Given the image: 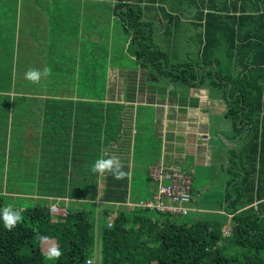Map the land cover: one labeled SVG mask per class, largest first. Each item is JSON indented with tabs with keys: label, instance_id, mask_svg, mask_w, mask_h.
<instances>
[{
	"label": "trees",
	"instance_id": "1",
	"mask_svg": "<svg viewBox=\"0 0 264 264\" xmlns=\"http://www.w3.org/2000/svg\"><path fill=\"white\" fill-rule=\"evenodd\" d=\"M167 1L0 0V92L8 90L0 94V102L9 98L14 104L18 100L26 104L25 121L33 116L27 111L36 112L38 183L44 186L39 196L48 201V205L38 203L20 210L21 204L11 199L19 193L7 190L0 195V209L15 204L17 207L10 209L20 211L23 217L12 231L0 220V264H85L94 258L97 244L101 251L97 264H264V0L177 2L175 7L192 14L190 23L182 16L166 14L162 8ZM102 13L105 17L100 20ZM160 15L175 27L188 23L190 33L194 24L205 27V35L199 38V60L193 65L173 64L154 39L155 27L162 25ZM113 28L121 39L115 50L109 45ZM222 39L228 54L216 51ZM112 54L117 61L127 56L132 64L136 60L141 70L125 74L117 68L122 71L121 90L116 95L108 87L109 107L127 103L126 92L131 90L128 93L134 96V87L143 84L140 78L153 81L155 87H202L204 76L226 85L229 102L234 103L227 114L235 129L233 139L242 138L246 130L248 141L238 152L234 150L232 166L224 167L222 211L232 215L226 218L231 220V229L225 227L227 221L199 219L194 224H178L171 214L115 205L129 198V175L116 180L105 173L92 179L87 172L82 178L80 168L75 167L78 159L72 158L75 144H81L82 128L91 129L89 143L81 146L92 154L102 141L111 148L117 146L113 124L118 130L129 116L128 105L122 117L105 114L106 102L89 98L105 87L80 81V75L92 67L107 71ZM117 65L127 67L123 62ZM20 68L41 72L49 68L51 75L32 83L25 79V71L12 88V76H17ZM11 91L21 95L10 98L7 92ZM103 93L105 96L106 90ZM73 129L78 133L76 139ZM76 154L85 153L76 149ZM124 170L127 172L126 166ZM100 178L105 179L102 184ZM92 181L96 186L86 190L84 184ZM70 198L83 203L71 202L79 207L72 211L67 206ZM55 205L65 210V216L52 213ZM156 214L159 219L151 216ZM41 235L59 246L63 255L58 260L48 261Z\"/></svg>",
	"mask_w": 264,
	"mask_h": 264
},
{
	"label": "rangeland",
	"instance_id": "2",
	"mask_svg": "<svg viewBox=\"0 0 264 264\" xmlns=\"http://www.w3.org/2000/svg\"><path fill=\"white\" fill-rule=\"evenodd\" d=\"M179 1L185 2V0H168L162 10H164L166 14L182 16V19L187 18L186 20L188 21V23H190V21L192 22V14H189L188 9L175 7L177 2ZM81 5L83 6V4ZM95 15L96 13L94 14V16ZM104 17L105 15L102 13L99 19L103 20ZM159 19V23L161 22L162 25L160 27H155L153 37L156 42L160 45V47L165 51L167 58L169 57V61L173 64L192 63L191 65H193L196 60H199V57H197V50H199V48L201 47L199 38L201 34L205 35V27L203 26V28L200 29L198 25L194 24L193 27L191 26L193 28V33H190L189 27L187 25L188 23L184 21V23L176 25L175 27L169 25V23L165 21L163 15H160ZM105 29L107 30V26ZM112 34L113 35L111 37L109 45L111 49L113 45L115 50L119 46V42L121 41V39L117 35L118 33L114 28ZM100 47L102 48L103 44H100ZM215 48L216 47H212L213 50ZM216 49V51L219 52H227V54L229 53L228 47L226 45V40L224 39H222V45L218 46V48ZM107 50L109 51V49ZM112 56L113 60L111 62L109 59L107 60V71H105V68L100 66L97 68L92 67L91 71L80 75V81L85 84L95 82V88L97 86L105 87V96L103 93V91L105 92V90H101L98 94L89 97L91 101H95L97 103L106 102L104 104L106 106L104 110L105 114L113 113L115 115V118H119V115L120 117H122L123 111H125V105H128L127 109H130V116H128V118L125 120L126 125L119 124V129L116 134V136L118 137L117 146L111 148L108 143H105L103 141L98 144L95 151H90L92 154L89 153V163L87 162L85 164L83 173L88 172V177L92 179L95 178L96 174H94L91 169L95 161L97 160V155L104 153L115 154L123 146L127 145V150H129V156H132L134 162L131 167V170L133 172L131 171L130 177L131 202L133 204H137L140 201H147L152 199L157 191V183L148 178V172H146V169L143 170L142 167L144 165V161L141 160L142 158L138 157L137 154L139 153V151L140 153L144 154V159L147 160L148 164L156 162L159 160L156 154H160V143L154 140L151 136H149V134H151L149 131L147 132V129L150 130V127H152L151 121L147 119V117L150 115L149 110L151 109L147 108L146 106H143L142 104H137L135 106L129 105V102H132V96L130 97V94L128 93L129 91L126 92V95L124 96V100L127 101V103L122 106H108V104L110 103H108L107 101V99H109L110 97L107 90L108 87L110 86L109 90L113 89L116 95H119L121 90L120 77L114 76V74L118 72L117 68L122 69L125 74H127L128 71H132L133 69H137L138 72H140L141 70L140 68H137L134 56H131L132 59L134 58L135 60L134 64H132L131 59L128 56L124 57L120 61H117L116 59L114 60L115 54H112ZM99 62L102 63L103 61L100 59ZM122 62L127 67L117 65V63ZM26 65L27 66L25 67L30 66L28 64ZM13 70L15 71V73L16 70H18L15 64ZM25 71H27L25 70V68H20L18 75L12 76V88L17 86V84L19 83V79L22 78L21 75ZM141 72L144 76V72ZM201 78L203 79V82H205L206 80L204 86L205 88H207V91L209 90L210 92L209 111L212 115V121H214V119H218V121H220V124L226 123L229 128L231 122L233 121L230 120L229 117L227 118L226 116L229 113V110H231V107L234 106V103L229 102L231 96L227 95L228 89L225 88L226 85L223 83L219 84L217 80L213 81V78L211 76H204ZM141 82H143V84ZM140 83L141 85L137 86L136 90L134 87V92H142L141 94H144L146 91L147 96L148 94L154 95L155 85L152 84L153 81H149V79L147 81H144L143 78H140ZM190 87L191 86L188 85L178 84L175 85V90L173 91H183L185 93L187 92V94L189 95L190 91L188 90ZM192 89H194V87H191V90ZM1 90L2 91L0 92V94H3V91L6 89ZM162 90L167 93V91L171 90V86L163 87ZM193 92L194 91H191V93ZM7 94L11 96L10 98H12V96L21 95L16 91H11L9 93L7 92ZM9 101V98H3V100L0 102V195H5L7 190H9L10 192L19 193V195H12L11 199L18 201L19 204H21L20 210L34 207L38 203L41 205H46L48 203V201L45 200L46 198L39 196V194L43 192L44 186L43 183H38V176L40 174L38 168L39 154H35V150L38 151V145L36 144V136L38 130L36 112L27 111L26 114L31 115L33 113V116L30 120L25 121V108L27 107V105L21 103L19 100L15 104L12 101ZM135 102L137 103V101ZM118 103L121 102H117L116 104ZM81 107L82 106L78 104L77 110L80 111ZM113 108L115 109L113 110ZM142 127H146V129L143 130ZM86 128L87 126L82 128L83 137H81V144H83V142L84 144L89 143V131H91V129ZM226 130L227 128L220 129L222 134L225 132L226 135H229L230 132L227 133ZM137 131H139L138 135L135 134V132ZM77 137L78 133L75 132L74 139H76ZM222 140L227 141V136L223 137ZM231 140L232 138L230 139V141ZM81 144H75L76 149L87 154L86 148L83 147V145L81 146ZM132 147L134 149V154H132L131 152V150H133ZM76 149L74 154H76ZM24 162L26 164L25 167ZM129 165L130 164H128L127 167L128 175L130 173ZM180 166L182 167L184 166V164L180 163ZM225 166L229 168L232 166V164H226ZM218 169L215 174L213 171L211 172V169L208 170V172H205L204 167L196 168L195 174L192 175L193 188L192 202L190 204V206L195 208L196 210L191 211L187 216H173V220L176 223L194 224L199 219L210 220L212 223L227 221L225 227L227 228V230L231 229V220L226 219L227 216L225 212L222 211L225 203L224 201L226 186L224 178L226 176L222 171L221 173H219ZM83 173L80 172L81 176ZM145 177L147 178V180H145ZM76 178L78 180L80 179L77 173ZM83 184L84 182L82 183V185ZM96 184V181H92L90 183H85L84 187L86 190H88L92 189V187L96 186ZM71 202L83 203V200L70 198V201L67 202V206L69 207V209L75 211L79 208L78 206H76L78 203ZM14 206L16 205L14 204L10 206V208ZM52 212H54V208H52ZM62 212V209L58 210L59 214H61ZM151 216L158 219L160 218V216H158L157 214ZM54 245V240H47L42 243V248L46 255L48 253V250ZM92 255L94 257L93 259H91L93 261V264H97L101 258L100 244H97V247L95 251H93ZM48 261L50 260L48 259Z\"/></svg>",
	"mask_w": 264,
	"mask_h": 264
},
{
	"label": "crops",
	"instance_id": "3",
	"mask_svg": "<svg viewBox=\"0 0 264 264\" xmlns=\"http://www.w3.org/2000/svg\"><path fill=\"white\" fill-rule=\"evenodd\" d=\"M117 75L120 77L121 72L118 71ZM163 87L165 86L154 87V95L148 94L147 96L146 91L144 94H141L142 92H135L137 94H134V96L132 95V102H129V105L131 106L142 104L143 106L151 109H148L150 115L147 119L151 121L152 127H150V130L147 129V132L149 131L151 133L149 136L160 143V154H156L159 160L156 162L148 164L147 160L144 159V154L140 153V151L137 154L138 157L142 158L141 160L144 161V165L142 167L143 170L146 169V172H148V178L153 180L150 176V171L162 161L168 165L179 166L184 175L191 178V183H193L192 175L195 174L196 168L198 167H204L205 172H208V170L211 169V172L213 171L215 174L219 168V173L222 171L226 174L224 167H226V164H231L230 160L233 158L234 150L238 152L239 148L248 144V141H246V138L244 137L247 133L246 130L242 133V138L234 140L233 138L235 133L233 132H235V129L233 128L232 122L228 128L226 123L220 124L218 119H214V121H212V115L209 111L210 92L209 90L207 91L205 86L194 87L192 90L190 87L188 90L190 91L189 95L187 92L173 91L175 90L174 86H171V90L166 93L162 90ZM191 91L194 92L191 93ZM135 101H137V103ZM113 126L114 134H117L118 130L116 127L118 125L116 126L113 124ZM223 128H227V133L230 132L229 135L232 137L226 135L225 132L222 134L220 129ZM142 129L144 130L146 127H142ZM104 132L106 134L109 133L107 130ZM138 133L139 131L135 132L136 135H138ZM225 136L228 138L227 141L222 140ZM231 138L232 140L230 141ZM134 149L131 150L132 154H134ZM102 155L103 154H98L97 159L101 158ZM109 155L119 157L121 163L125 164L124 166L126 167L130 164V180L132 171L131 167L134 162L132 156H129L127 145L123 146L117 153ZM72 158L78 159V163H76L75 167L78 169L80 168V172L83 173L85 164L87 162L89 163V154H72ZM180 163L184 164L185 167H181ZM72 167H74L73 162ZM84 174H87V172L82 174V178ZM104 180V178H100L98 179V182L102 184ZM145 180H147L146 177ZM130 188L131 184L129 181L128 194L131 199ZM126 203L127 202H115L114 204L117 206H124ZM192 209L196 210L193 207Z\"/></svg>",
	"mask_w": 264,
	"mask_h": 264
},
{
	"label": "built area",
	"instance_id": "4",
	"mask_svg": "<svg viewBox=\"0 0 264 264\" xmlns=\"http://www.w3.org/2000/svg\"><path fill=\"white\" fill-rule=\"evenodd\" d=\"M150 174L153 181L157 183V191L153 198L133 204L129 197L124 206L128 209H149L173 216H186L194 211L190 206L192 202L191 178L185 176L179 166L168 165L162 161L151 169ZM52 208H54V212H52L54 215L65 216L63 209L61 214L58 213L57 205Z\"/></svg>",
	"mask_w": 264,
	"mask_h": 264
},
{
	"label": "clouds",
	"instance_id": "5",
	"mask_svg": "<svg viewBox=\"0 0 264 264\" xmlns=\"http://www.w3.org/2000/svg\"><path fill=\"white\" fill-rule=\"evenodd\" d=\"M51 69L45 68L43 72L37 69H29L25 73V79L31 81L32 83H39L42 76H50ZM91 171L94 174H99L103 176L105 173L111 175L116 180H122L127 177L128 173L124 170V165L121 163L119 157L109 155L104 153L101 158L97 159L92 166ZM226 216L232 217V215ZM23 217L20 211L12 210L9 207L0 209V220L3 221L4 227L12 231L18 223L22 221ZM39 240L43 243L49 240L47 236H39ZM63 255L59 246H52L47 253V259L49 260H58ZM85 264H93L91 259L86 260Z\"/></svg>",
	"mask_w": 264,
	"mask_h": 264
}]
</instances>
